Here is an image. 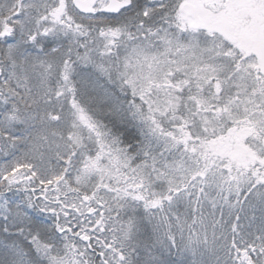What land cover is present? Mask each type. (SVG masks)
<instances>
[{"label":"snow or ice","instance_id":"1","mask_svg":"<svg viewBox=\"0 0 264 264\" xmlns=\"http://www.w3.org/2000/svg\"><path fill=\"white\" fill-rule=\"evenodd\" d=\"M0 264H264V0H0Z\"/></svg>","mask_w":264,"mask_h":264}]
</instances>
